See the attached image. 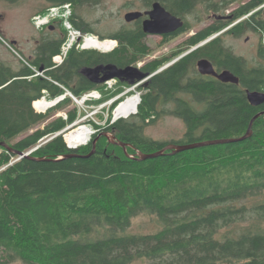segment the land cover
Segmentation results:
<instances>
[{"label":"trees","instance_id":"16d2710c","mask_svg":"<svg viewBox=\"0 0 264 264\" xmlns=\"http://www.w3.org/2000/svg\"><path fill=\"white\" fill-rule=\"evenodd\" d=\"M48 2L51 6L71 4L74 26L93 32L78 10L102 0ZM201 4L216 9L210 0H177L175 12L192 14ZM248 15L251 26L244 30L259 32L264 39V0H251L233 17L221 18L222 24L192 35L181 52ZM64 40L45 57L42 49L45 52L50 45L40 48L36 60L27 62L47 69L45 77L29 79L36 72L27 65L18 72L0 66V143L21 153L37 148L20 159L17 153L0 147V264H133L140 260L148 264H264V115L255 121L252 136L246 140L176 153L168 150L146 160L139 155L155 154L170 145L239 140L247 134L252 119L264 113V105H252L236 87L209 84L199 75L196 63L202 58L213 61L224 56L236 63L237 58L221 46L222 36L153 77L136 115L113 123L110 115L104 126L92 122L96 132L87 145L77 149L69 148L65 133L57 135L76 121V111L69 112L68 119L60 117L34 130L70 99L47 113L36 112L33 104L43 90L51 98L64 94L55 82L77 97L99 90L103 99L97 104L108 101L111 97L107 98L103 86L80 74L84 68L104 65L108 57L97 50L73 48L64 64L53 68V57L60 53ZM260 68L251 69V89L258 88L252 79L264 66ZM186 74L191 78L184 84ZM179 93L191 96L193 103L175 108L158 105L160 96L174 101ZM117 105L115 102L113 108ZM164 114L184 122L182 139L157 141L145 134ZM102 133L125 144L127 153L102 136L95 154L85 158ZM71 155L75 156L69 158ZM145 211L156 215L163 229L147 235L126 233L133 218ZM248 220L251 228L240 235H221L223 229Z\"/></svg>","mask_w":264,"mask_h":264},{"label":"rangeland","instance_id":"374dc122","mask_svg":"<svg viewBox=\"0 0 264 264\" xmlns=\"http://www.w3.org/2000/svg\"><path fill=\"white\" fill-rule=\"evenodd\" d=\"M210 1H212L213 3L215 2V4L216 3L221 4L222 2L225 1V5H221L219 9H214V10L212 9V7L211 8L205 7L206 5L204 4L198 5L196 9L193 11V13L187 17L188 22L192 26L191 30L185 35L181 36V38L176 39L174 41L175 47L189 36H192L198 31L202 30L204 26L214 21L217 18V16L232 15L235 11L238 10L240 6V4L234 2L235 0H210ZM139 6L140 9H142L143 4L138 1L102 0V2L96 6L81 7L78 10V16L93 29L92 33H85L83 31L78 30L74 26L71 20L74 14L72 7H71L72 16L70 17L69 21L74 26V28L79 32H82L83 35H87V34L92 35L95 36L96 39H99L104 43H109L108 41L111 40L107 39L103 41L101 40V37L108 36L109 34L114 33L119 29H121L123 26H125L127 24L124 19L125 14L128 13L130 10L139 9ZM48 9H50V3L48 2V0H19L16 3H10L7 1L0 0V40H1L0 61L3 65L9 66L10 68L16 71L20 70L21 67L23 66V65L22 66L19 65L20 61L23 60V62L26 63L28 62L31 55H32L31 58L34 57V53L36 52V46H38L35 40H41V38H43L46 34L55 36L57 33L53 31H55L56 28L58 29L62 28L65 31L66 35H65L64 43H66L65 42L67 41L66 39H69V32L65 27L66 21L64 20L62 21V27L60 25H56V28H54V30H50L49 28H46L44 32L43 31L41 32V29H38L32 22L33 16L47 14ZM256 11H254V13ZM215 13L216 15L214 16ZM233 30L234 29H230V31L223 36L224 45L226 44L228 47L233 49L237 54L244 56L248 64L251 65V67L262 64L264 62V58H261V55L258 53V46L260 44L261 47L264 48V39L262 38V36L259 34H255L250 30L249 31L245 30V32L242 35L238 36L236 34H233L232 32ZM248 36L251 37V40L250 42H245V39ZM156 41L157 38H152L150 40V43L154 45ZM74 48L77 49V47ZM77 50L86 51V50H96V49L79 48ZM97 51L103 54L107 53V52H102L101 50H97ZM84 76L86 77L85 74ZM55 84L57 86L60 85V83L58 82H55ZM61 86L63 85L61 84ZM103 87H104V91L108 94L106 95L107 98L111 97L108 101L102 104H97L99 100L103 99L102 92L99 90L89 91L85 93V94H91L93 92H96L97 93L96 97L98 99L88 101L84 107H81L80 104L79 105L75 104L70 98H67L70 99V103L66 107H62L60 109H56L55 111H53L49 120L46 121L43 125L35 128L34 130H37L39 128L43 129L48 123L54 121L57 118L63 117L64 119H66V116L68 117L69 112L76 111L77 119L73 124H71L65 129V131L63 132L65 133L64 136H67L68 134L76 131L79 127H82L84 125L92 128L94 134L96 130L92 122L95 121L98 125L104 126L107 123L108 117L110 115H112V119H113L114 112L117 111L116 108L120 105V103L124 101L123 99L129 96L131 97L136 95H140V98L142 99V97L145 94V92H143L142 90L137 92H129L127 96L122 97L117 101L118 105L114 109L113 104L111 106L109 105L107 106L106 105L107 102H109L110 100L116 97L121 96L126 91V89H124V87L123 88H121L120 86L118 87L117 84H114L113 88L109 89V91L107 90L105 83H103ZM62 88L64 90V94H67L68 93L67 91L71 92L65 86H63ZM116 92L119 93L113 96V94H115ZM62 95L51 98L49 94V99L54 100ZM189 99L191 103H193L191 97H189ZM36 109L38 110L39 107L37 106ZM137 109H139V106ZM137 109L136 111L135 110L132 111V113L128 117H121V118L128 119L133 114L136 115ZM37 110L36 112H38ZM185 133H186V126L184 122L180 118L167 114L162 115V117L157 121V123L147 127L145 130V134L149 138L157 141H173V140L178 141L184 137ZM22 137L23 136L19 137L13 142L15 143L16 141L20 140ZM52 138L53 137L43 141V143L48 142ZM36 149L37 148L33 149L32 151ZM252 204H254L253 200H251L250 205L252 206ZM251 225H252L251 220H248L245 223H239L223 229L221 235H230L236 237L240 235V233L244 231L246 228H251ZM262 225L264 226V224ZM163 227L164 224L160 221V219L156 215L148 211H145L142 214L138 215L137 217L133 218L131 226L126 230V233L143 234V235L155 234L161 229H163ZM13 264H23V263L16 262ZM133 264H148V262L146 260H140V261H136Z\"/></svg>","mask_w":264,"mask_h":264},{"label":"flooded vegetation","instance_id":"af4514ba","mask_svg":"<svg viewBox=\"0 0 264 264\" xmlns=\"http://www.w3.org/2000/svg\"><path fill=\"white\" fill-rule=\"evenodd\" d=\"M130 1H138L143 4L142 9H136V10H130L128 13L125 14V16L129 13H140L142 14L138 19L133 20L131 22L126 21L125 16V22L127 23L125 26H123L118 31L109 34L107 37H109L111 40L109 42V45L113 46L114 49L110 50L111 47L108 49L109 52L105 53L108 57L107 63L105 65H115L117 68L121 70H126L129 68L128 72L122 76L124 80L116 79L118 87L121 88L124 87V89L131 90V92H137V91H143L145 93L148 92L149 88L152 87V78L159 75L160 73L166 71L167 69H170L176 62H178L183 57L190 54L191 48L181 52V50L186 49L187 46H185V43L189 41L191 36L180 42L176 47L174 46V41L176 39L181 38V36L188 33L192 28L190 23L187 20V17L190 14H187L185 12H175V6L177 0H130ZM251 0H235L234 2L240 4L238 9L244 10L245 7L250 3ZM180 3V0H179ZM215 4V2L213 3ZM130 5V4H129ZM155 5H160L166 13L170 14L173 17H176L178 19H181V21L184 23V26L177 31L169 32V33H162V34H155V35H149L144 32V23L146 21L151 20L150 12L153 11ZM221 5H225V1L220 3H216V9H219ZM51 6V5H50ZM135 7V5H134ZM138 8V7H136ZM216 13L214 14V16ZM233 17L232 15L228 16H217V18L212 21L210 24H207L203 27V29H206L208 27H211L215 24L219 25L223 23L224 19H221L222 17ZM250 15L243 17L242 19L236 21L235 23L229 25L227 28L222 30L220 33H218V36H222L221 46L224 47L229 53L232 54L235 58H237L236 63L234 61L230 62L231 59H227V57L221 56L217 59H213V61L209 60L217 72L218 75H221L223 72H230L233 74L237 79H239V83H224L220 81L216 76L213 75H202L199 73L198 68L197 71L201 78L209 84L219 85L220 87H231L234 86L236 89L240 92H243L248 101L250 102L251 97L249 96L252 93H259L264 96V68L262 71H259L255 76H257V79H252V82L254 85L258 86V88L251 89V69H258L260 70V66H264V62L260 65H255L251 67V65L248 64L246 58L242 55L237 54L233 49L228 47L226 44L224 45V38L223 36L226 35L230 29H234L232 32L235 34V32H242L241 35L245 32L244 27L245 26H251V18L249 19ZM34 17V16H33ZM163 17L168 19V16L163 15ZM33 19V18H32ZM247 19H249L247 21ZM202 23V22H201ZM205 24V23H203ZM60 25L62 26V22L59 21H53L48 26H45L41 28V32L45 31L46 28H49L50 30H54L53 26ZM243 30V31H242ZM57 33L55 36L51 35H45L41 40H35L38 44L36 46V52L34 53V57L32 55L30 56L28 62L35 61L37 57V53L39 49L44 48L47 45H50L49 49H47L45 52L42 49V54L44 57L47 54H50L52 52V46L56 45L57 42H59L62 39H65L64 30L62 28H56L55 31ZM255 34H259V32H254ZM239 36V35H238ZM152 38H157V41L155 44H151L150 40ZM208 40V39H207ZM204 41V44L201 46L207 44L209 41ZM251 37H247L245 39V42H250ZM1 41V40H0ZM64 43V42H63ZM16 44V43H13ZM199 44V45H200ZM63 45V44H62ZM197 45V46H199ZM196 46V47H197ZM45 47V48H46ZM62 47V46H61ZM200 47V46H199ZM198 47V48H199ZM196 50V49H195ZM50 51V52H49ZM181 52L179 56L176 57V53ZM258 53L261 55V58H264V49L261 47V44L258 46ZM55 57V56H54ZM53 57V59H54ZM206 59V58H202ZM199 59V60H202ZM198 60V61H199ZM197 61V63H198ZM196 63V66H197ZM162 64V65H161ZM2 65L0 61V66ZM19 65H23L20 70H23L24 66L27 65L33 71L36 72V75L28 77L29 79H33L37 76L45 77L47 69L44 68V71L41 72L40 68H34L29 63H25L23 61L19 62ZM155 66H160L155 72H151V69ZM53 68H56L53 62ZM95 68V67H93ZM12 69V68H11ZM85 69V68H84ZM81 70L80 74L84 76L83 70ZM132 69L133 71H131ZM13 70V69H12ZM18 70V71H20ZM257 70V71H258ZM79 74V75H80ZM147 74L150 77L145 78L143 80L135 79L134 83H131L133 77L135 75H142ZM79 75L77 77L79 78ZM86 75V74H85ZM85 77V76H84ZM104 73H101L99 76L91 75L87 76V78L90 81V78H103ZM191 76L190 74H186V78L183 79V83H187L188 80H190ZM91 82V81H90ZM245 84V86H244ZM103 86V84H97ZM189 95L186 93H179L177 96V100L174 101H167L165 100V97L162 95L158 98V105L162 108H175V107H181L184 103H191L189 99ZM192 100V98H191ZM142 101V99H141ZM264 105V101L259 105Z\"/></svg>","mask_w":264,"mask_h":264},{"label":"water","instance_id":"95a60500","mask_svg":"<svg viewBox=\"0 0 264 264\" xmlns=\"http://www.w3.org/2000/svg\"><path fill=\"white\" fill-rule=\"evenodd\" d=\"M141 15L142 14H140V13H129L125 16V19H126V21L131 22L133 20L138 19ZM163 15L168 16V19L163 17ZM150 16H151V20L146 21L144 23V32L146 34H149V35H155V34H162V33H169V32H173V31H177L178 29H180L184 26V23L181 21V19H178V18L173 17L170 14L166 13V11L160 5L154 6L153 11L150 12ZM217 36H218V34L212 36L207 41H209V40H211ZM202 44H204V42ZM202 44H200L199 46H201ZM199 46L194 47L190 52L194 51ZM197 68H198V71L200 74L216 76L220 81H222L224 83H235V84L239 83V79H237L233 74H231L228 71L223 72L221 75H218L217 72L215 71L214 67H213V64L207 59L199 60L197 63ZM128 70H129V68L126 70H121V69L117 68L115 65H105V66L101 65V66H98L95 68H85L83 70V72L87 76H91V75L99 76L101 73H104L103 78H100V79L90 78V81L93 84H103V83H105L109 80H112V79L124 80L122 78V76L125 75L128 72ZM130 70L133 71L132 69H130ZM40 71L41 72L44 71L43 66L40 68ZM149 77L150 76L147 74L135 75V77L131 78L132 79L131 83H134L135 79L143 80V79L149 78ZM249 96L251 97L250 103L254 106H259L264 101V96L262 94L252 93ZM262 115H264V113H259L252 119V121L250 122L249 128H248L247 134L239 140H237V139L216 140V141H209V142H200V143H195V144H191V145H170L167 148H165L164 150H162L161 152H158L155 154H150V155L139 154L140 158L142 160H146V159L160 157V156L164 155V153L168 150H173L174 153H176V152H183V151H187V150H191V149H195V148H201V147H205V146L226 144V143H232V142H236V141H240V140H246L248 138H251L252 133H253L254 123ZM64 131L65 130L58 133L57 135H60ZM102 136H105L106 138H108V140L110 142H112L113 144L119 145L122 148H124L125 152L127 153L125 144L118 142L112 134L102 133L94 140L93 151L88 156H86L85 158H89L93 154H95L96 148H97V143ZM65 138H66V136H65ZM0 147H3L7 150H10L11 152L17 153L18 156L20 157V159L24 158V157H29L30 154L33 152V151H29L27 153H21V152L13 151V149L5 142H1ZM71 148L77 149V147H71ZM74 156L75 155H71V156H69V158L74 157ZM41 161H43V159Z\"/></svg>","mask_w":264,"mask_h":264},{"label":"built area","instance_id":"2783aa9c","mask_svg":"<svg viewBox=\"0 0 264 264\" xmlns=\"http://www.w3.org/2000/svg\"><path fill=\"white\" fill-rule=\"evenodd\" d=\"M71 7H72L71 4H65L62 6H51L50 9H48L47 14L36 15L32 19V22L34 23V25L38 29H41L45 26H48L53 21H59V20L61 22L63 20L66 21L65 27H66L67 31L69 32V39H66L67 41H65L66 43H64L62 45L60 53H58L53 59L55 67H58L64 63L69 51L72 50L74 47H77V49H79V48L91 49L89 47H86V44L88 43V38L91 37L92 35H88V34L83 35L82 32H79L78 30H76L74 28V26L71 24V22L69 21L70 17L72 16ZM108 42H110V41H108ZM112 49H114L113 46L111 47L110 50H112ZM110 50H105L102 52H108ZM116 83H117L116 79H112V80L105 82V86L107 87V90L109 91V89H112L114 84H116ZM59 86L63 87L61 85H59ZM67 92H68L67 94H64V95L60 96L59 98L51 100V99H49V92L47 90H43V97L40 100L34 102L33 106H34L35 110H37L36 109L37 106L39 107V109L37 110L39 113H47L48 111H50L51 109L56 107L58 104L65 101L67 98H70L77 105L80 104L81 107H84L88 101L98 99L96 97V95H97L96 92H93L91 94H85L82 97H77L73 93H71L69 91H67ZM129 92H131V90H126L121 96L112 99L106 105L111 106L113 103H115L116 101H118L122 97L127 96ZM133 97L140 98V95L126 97L125 99H123L124 101L121 102L120 105L127 102L129 99H131ZM48 99H49V101H48ZM42 102H44V104H42ZM49 104H52V105H49ZM117 108H116V110H117ZM66 119H68L67 116H66ZM119 119H122V118L121 117L117 118L115 115V112H114L112 123L119 120ZM74 125H72V126H74ZM66 142H67V140H66ZM67 144H68L69 148H71V145L68 142H67Z\"/></svg>","mask_w":264,"mask_h":264},{"label":"bare ground","instance_id":"6f19581e","mask_svg":"<svg viewBox=\"0 0 264 264\" xmlns=\"http://www.w3.org/2000/svg\"><path fill=\"white\" fill-rule=\"evenodd\" d=\"M111 46L109 45V43H104L100 41L99 39H96L95 36L89 37L88 43L86 44V47H89L91 49L101 50V51L108 50ZM140 102H141V98H138V97H133L129 99L127 102L123 103L122 105L118 107L117 111L115 112L116 117L117 118L118 117H128L132 113V111L134 110L136 111V109L140 105ZM42 104H44V102H42ZM49 105H52V104H49ZM136 113H138V109ZM92 135H93L92 128L84 125L82 127H79L76 131L68 134L66 138H67V141L70 143L71 147L78 148L81 145L82 146L87 145L91 141Z\"/></svg>","mask_w":264,"mask_h":264},{"label":"crops","instance_id":"0c3cea01","mask_svg":"<svg viewBox=\"0 0 264 264\" xmlns=\"http://www.w3.org/2000/svg\"><path fill=\"white\" fill-rule=\"evenodd\" d=\"M21 60H22V59H21ZM22 61H23V60H22ZM8 67H9V66H8ZM13 71L18 72V71L14 70V69H13Z\"/></svg>","mask_w":264,"mask_h":264}]
</instances>
